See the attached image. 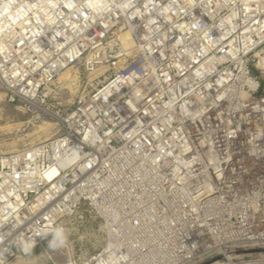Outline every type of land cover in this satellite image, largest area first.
<instances>
[{"label": "built area", "instance_id": "2783aa9c", "mask_svg": "<svg viewBox=\"0 0 264 264\" xmlns=\"http://www.w3.org/2000/svg\"><path fill=\"white\" fill-rule=\"evenodd\" d=\"M82 60L114 72L55 137L0 154V264L83 205L105 243L67 264H264V0H0L12 100L48 114Z\"/></svg>", "mask_w": 264, "mask_h": 264}, {"label": "rangeland", "instance_id": "374dc122", "mask_svg": "<svg viewBox=\"0 0 264 264\" xmlns=\"http://www.w3.org/2000/svg\"><path fill=\"white\" fill-rule=\"evenodd\" d=\"M260 66L253 67V71L260 76L264 88V67ZM113 72L114 67L108 65L88 72L84 60L69 66L41 92L48 114H43L37 105L12 100L0 86V154L19 152L55 137L60 131V119L75 109L79 98L94 92ZM104 243L100 217L83 205L63 216L56 225V234L42 246L26 255L18 253L9 264L82 262L98 253Z\"/></svg>", "mask_w": 264, "mask_h": 264}, {"label": "bare ground", "instance_id": "6f19581e", "mask_svg": "<svg viewBox=\"0 0 264 264\" xmlns=\"http://www.w3.org/2000/svg\"><path fill=\"white\" fill-rule=\"evenodd\" d=\"M129 39H130L129 34H125L123 36V40L131 45L132 42ZM25 246L28 247V243H26Z\"/></svg>", "mask_w": 264, "mask_h": 264}]
</instances>
